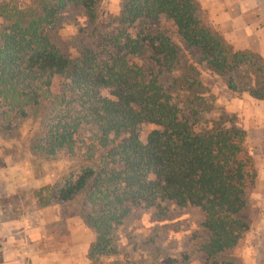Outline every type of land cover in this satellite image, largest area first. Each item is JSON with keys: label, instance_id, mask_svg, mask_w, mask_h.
<instances>
[{"label": "trees", "instance_id": "16d2710c", "mask_svg": "<svg viewBox=\"0 0 264 264\" xmlns=\"http://www.w3.org/2000/svg\"><path fill=\"white\" fill-rule=\"evenodd\" d=\"M101 1H0V126L9 130L44 106L34 154L80 162L76 175L34 189L35 198L47 206L84 197L96 236L89 264L116 253L113 236L132 208L164 202L204 213V264H234L223 258L250 229L242 213L257 170L246 131L222 116L203 121L200 69L264 100L262 55L236 49L199 0H124L115 30L67 56L52 41L61 15L79 9L95 22ZM144 124L158 126L145 143Z\"/></svg>", "mask_w": 264, "mask_h": 264}, {"label": "rangeland", "instance_id": "374dc122", "mask_svg": "<svg viewBox=\"0 0 264 264\" xmlns=\"http://www.w3.org/2000/svg\"><path fill=\"white\" fill-rule=\"evenodd\" d=\"M123 2L102 0L95 22H90L82 10L69 8L61 15L60 25L52 33L53 43L67 56L76 58L82 50L95 46L101 35L117 28ZM209 17L213 26L218 28L214 19ZM3 24L0 18V28ZM163 28L179 42L170 24ZM229 41L232 42V38ZM200 73L204 84V102L200 108L203 121L222 116L228 123L234 122L246 131V146L257 170L256 186L248 193L246 209L242 213L250 229L223 260L234 264H264V100L254 98L247 91L229 89L223 78L204 68ZM244 76L243 73L238 75L237 81L238 77ZM54 89L59 90L57 80ZM104 95L109 96V92L105 91ZM47 115V108L41 106L30 110L26 119L14 121L9 130L0 126V249H5L2 242L10 241L12 246H9L14 249L18 244L16 240L20 242L21 237L37 238L38 245L48 257L52 253H62V247H65L67 258H77L80 264H89L96 236L86 223L89 208L84 197L78 196L65 204L41 206L33 194L34 189L46 185L60 186L80 168L78 160L65 154L56 160L34 154L33 145L43 130ZM155 129L158 126L141 125L140 140L145 143ZM204 219V213L198 208L179 207L173 202H164L157 209H148L144 205L134 207L113 236L112 247L116 253L104 262L204 264L203 247L209 239ZM25 223L33 229H26ZM46 258L44 255L39 264H49L43 260ZM3 259L4 256H0V263H6ZM24 264L34 263L27 261Z\"/></svg>", "mask_w": 264, "mask_h": 264}, {"label": "crops", "instance_id": "0c3cea01", "mask_svg": "<svg viewBox=\"0 0 264 264\" xmlns=\"http://www.w3.org/2000/svg\"><path fill=\"white\" fill-rule=\"evenodd\" d=\"M199 1L214 19L220 33L228 41L232 38L231 43L236 49L250 50L264 55V0ZM25 226L26 229L31 228L27 227L26 223ZM16 242L18 244L14 249L10 247L12 246L10 241L2 242L5 245V249H0V256H4L3 261L6 263L0 264H10L12 262L24 264L27 261L39 264L44 255L47 258L43 260H47L46 262H50L49 264H80V260L77 258H67L65 256V247H62V253H52V256L48 257L38 245L40 241L37 238L21 237L20 242L19 240H16ZM61 244L62 246L64 245L63 242ZM76 244L78 245L79 243L76 241Z\"/></svg>", "mask_w": 264, "mask_h": 264}]
</instances>
